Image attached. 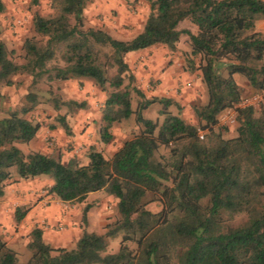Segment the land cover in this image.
I'll use <instances>...</instances> for the list:
<instances>
[{
  "label": "trees",
  "instance_id": "obj_1",
  "mask_svg": "<svg viewBox=\"0 0 264 264\" xmlns=\"http://www.w3.org/2000/svg\"><path fill=\"white\" fill-rule=\"evenodd\" d=\"M90 1L51 0V14L34 12L35 36L23 41L21 64L0 39V85H16L19 75L31 79L24 96L30 106L0 118V201L13 177H47L52 182L47 195L81 204L89 194L103 191L117 201L118 217L103 234L83 229L72 249L52 247L35 227L25 264H264V109L258 116L253 108L238 109L235 137L225 139L215 131L220 114L243 99L236 76L255 93L264 90V33L256 31L264 21V6L257 0H144L149 12L142 30L118 40L102 28L85 26ZM184 20L197 27L196 34L178 29ZM182 35L188 37L190 54L200 60L197 69L208 94L205 105L192 106L196 125L169 110L172 105L181 109L174 100L147 99L127 64L130 53L158 45L176 51ZM57 55L62 65L49 68ZM45 77L90 80L104 93L102 143L109 144L113 127L132 115L138 134L108 159L90 147L85 164L76 157L63 161L58 150L23 152L17 145L29 144L41 126L20 113L38 103L36 86ZM132 93L139 98L135 111ZM154 103L162 105L161 124L142 115ZM62 105L67 116L86 107L73 100ZM67 116L58 122L71 135ZM153 204L159 207L153 210ZM90 208H83L84 226ZM29 209L17 207L14 222L19 224ZM241 215L246 221L232 225ZM119 233V250L107 253L108 239ZM17 262L15 251L0 238V264Z\"/></svg>",
  "mask_w": 264,
  "mask_h": 264
},
{
  "label": "rangeland",
  "instance_id": "obj_2",
  "mask_svg": "<svg viewBox=\"0 0 264 264\" xmlns=\"http://www.w3.org/2000/svg\"><path fill=\"white\" fill-rule=\"evenodd\" d=\"M1 2L5 11L0 13V39L6 43L13 60L21 64L23 63V41L35 36L32 27L33 13L51 14V0H1ZM148 12V5L144 0H91L84 10L85 26L102 29L107 27L114 30L115 33H109L113 38L129 40L142 30L143 21H145ZM262 26L259 29L256 28V31L264 33V22ZM187 27L193 28L194 26L190 21L184 20L178 28L186 30ZM176 47V51L171 52L165 46L158 45L138 58L127 57V64H131L128 66L135 78V85L147 99L170 98L174 100L181 109L178 110L175 105H172L169 110L174 115H180L187 123L196 125L192 106L205 105L208 100L201 72L197 69L200 60L190 54L189 40L186 35H182ZM103 51L109 53L107 49H103ZM176 52L180 53V55L177 54L178 57L175 55ZM58 57L57 55V59L50 62L49 68L62 65L58 61ZM51 70L53 72V69ZM110 73L115 74L114 71ZM167 76L169 78H166ZM14 82L16 85L10 87L0 85V118L7 117L8 110L20 112L21 109L30 106L24 98L26 92L30 90V77L27 75L15 76ZM236 82L242 89L243 99L257 94L243 77L236 76ZM36 90L38 103L28 113H20L23 118L41 126L36 138L29 144L17 145L25 153L39 151L44 154H54L58 150L63 161L66 162L70 158L76 157L85 164L88 161L87 153L90 147L95 148L108 159L126 140L133 138L140 130V126L135 122V116L132 115L129 119L113 127L111 131L113 139L109 144L102 143L99 128L105 95L90 80L59 82L45 77L37 84ZM69 100L85 102L86 107L67 116V109L62 105V102ZM138 102L139 98L132 93L133 111L136 110ZM161 109L160 103H154L142 115L145 119L161 124L163 120L160 115ZM253 109L255 116H258L264 109V103ZM222 113L215 131H221L225 139L235 137L238 125L237 111L236 121L233 125L222 124L220 121ZM64 115L67 116L66 120L71 135H67L58 122V118ZM199 132L203 134L204 139L205 132L201 129ZM161 154L166 155L167 151L163 149ZM51 183L47 177L29 180H18L13 177L6 185L5 196L0 201V238L17 254V264H25L28 261L30 257V252L27 249V244L30 241L29 234L37 226V224L32 226L31 222L23 220L24 223L16 224L13 216L17 207H29L31 210L41 201L44 210L51 207L54 210L52 218H58L62 212L74 210L82 223L83 208L90 204L91 208L88 211L92 214L90 223L94 227L93 232L98 234H103L104 227L118 217L117 201L108 197L103 191L89 194L81 204H69L47 195V189ZM158 207V204L151 205L153 210ZM245 221L246 216L241 215L234 219L232 225L238 226ZM82 227L84 226L81 225ZM41 229L49 232L47 240H45L47 243L48 240L53 242L52 234L61 233V237L64 238L63 233L66 232L65 228L57 222L50 224L46 221L42 224ZM54 239V245L48 243L54 248L72 249L75 245V243L69 244L67 239L59 241L58 236H54ZM120 241L121 233L109 238L107 253H116L119 250Z\"/></svg>",
  "mask_w": 264,
  "mask_h": 264
},
{
  "label": "crops",
  "instance_id": "obj_3",
  "mask_svg": "<svg viewBox=\"0 0 264 264\" xmlns=\"http://www.w3.org/2000/svg\"><path fill=\"white\" fill-rule=\"evenodd\" d=\"M146 11H147V8H146ZM263 22L264 21L258 22L256 24V28L259 29L260 27H263L262 26ZM179 26H180V23H179L178 27ZM193 26H194L193 28L187 27L186 30H189L192 34H196L197 27L195 25H193ZM103 29H105V31L107 33H110V34L114 32L113 29H109L107 27H105ZM151 49L152 48L142 50V51H138V52H132L127 57L132 58V59L138 58L141 55H143L144 53H148ZM177 54L180 55L179 52H176L175 55L177 56ZM128 65L131 66V64H128ZM166 78H169V76H167ZM183 80H184V77H183ZM42 203L43 202L40 201V202H38V204H36L34 207H32V209L28 211V213L25 216V218L23 219V221L31 222L30 224L32 226L37 224L36 227H38V228H42V224H44L46 221H47V223H50V224H54L55 222H57L61 226H63L66 230V232L63 233L64 238L61 237V235H60L61 233L60 234H55V233L52 234L53 236L51 237V239L53 242H50V240H48V243H50L51 245H54V243H55L54 236H58L59 241H64L65 239H67V241H69V244L72 245L78 240L83 229H86L88 231L90 230V232L94 231V227L90 223V218L92 216V214L90 212L87 213V225L84 226L82 223H80L81 220H80V218H78L79 216H78V214L76 215V212L74 210H68V211L62 212L59 214L58 218H52V217H54L53 216L54 210L51 209L52 207L47 209V210H44ZM22 223H24V222H22ZM81 225L84 227L81 228ZM48 233H49L48 231L46 232V230H43L44 240H47V234ZM102 233H103V231H102Z\"/></svg>",
  "mask_w": 264,
  "mask_h": 264
},
{
  "label": "built area",
  "instance_id": "obj_4",
  "mask_svg": "<svg viewBox=\"0 0 264 264\" xmlns=\"http://www.w3.org/2000/svg\"><path fill=\"white\" fill-rule=\"evenodd\" d=\"M264 6V0H257ZM264 103V91L257 93L250 98L242 99L239 104L234 108L224 110L220 121L225 125L235 124V114L238 109L254 108L257 105ZM236 110V111H235ZM199 138L203 139V134L199 132Z\"/></svg>",
  "mask_w": 264,
  "mask_h": 264
}]
</instances>
